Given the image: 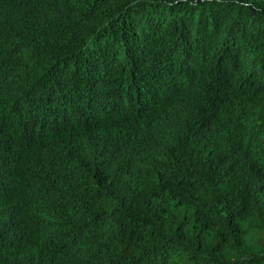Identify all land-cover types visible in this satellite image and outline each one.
I'll return each mask as SVG.
<instances>
[{
  "label": "trees",
  "instance_id": "obj_1",
  "mask_svg": "<svg viewBox=\"0 0 264 264\" xmlns=\"http://www.w3.org/2000/svg\"><path fill=\"white\" fill-rule=\"evenodd\" d=\"M0 264H264V0H0Z\"/></svg>",
  "mask_w": 264,
  "mask_h": 264
},
{
  "label": "clouds",
  "instance_id": "obj_2",
  "mask_svg": "<svg viewBox=\"0 0 264 264\" xmlns=\"http://www.w3.org/2000/svg\"><path fill=\"white\" fill-rule=\"evenodd\" d=\"M260 237L261 233L253 229L246 233L244 239L245 242L251 246L252 244L257 243Z\"/></svg>",
  "mask_w": 264,
  "mask_h": 264
}]
</instances>
